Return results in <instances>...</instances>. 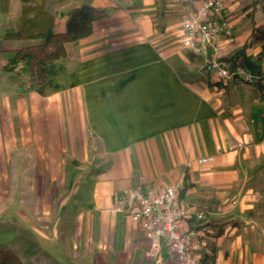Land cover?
Instances as JSON below:
<instances>
[{
    "label": "crops",
    "instance_id": "obj_1",
    "mask_svg": "<svg viewBox=\"0 0 264 264\" xmlns=\"http://www.w3.org/2000/svg\"><path fill=\"white\" fill-rule=\"evenodd\" d=\"M198 3L0 0V246L23 264L6 241L17 231L29 264H149L137 225L114 211L138 182L179 183L182 204L204 214L200 264H264V90L217 83L204 56L180 48ZM224 3L233 35L221 60L245 48L235 62L257 72L264 0ZM84 7L104 16L47 65L42 93L25 64L5 69Z\"/></svg>",
    "mask_w": 264,
    "mask_h": 264
},
{
    "label": "built area",
    "instance_id": "obj_2",
    "mask_svg": "<svg viewBox=\"0 0 264 264\" xmlns=\"http://www.w3.org/2000/svg\"><path fill=\"white\" fill-rule=\"evenodd\" d=\"M233 35V24L225 14L224 0H199L196 8L181 22L178 44L196 56H204V72L222 84L240 82L264 90V57L257 72L246 65L230 66L221 60L222 44ZM212 157L197 160L208 165ZM182 187L173 183L156 189L138 182L117 192L114 211L121 212L137 225L145 243L144 256L149 264H163L162 253L168 252L175 264H200L207 245L205 216L181 202ZM191 222V226H185Z\"/></svg>",
    "mask_w": 264,
    "mask_h": 264
},
{
    "label": "trees",
    "instance_id": "obj_3",
    "mask_svg": "<svg viewBox=\"0 0 264 264\" xmlns=\"http://www.w3.org/2000/svg\"><path fill=\"white\" fill-rule=\"evenodd\" d=\"M104 12L96 11L92 8L84 7L73 10L66 24V30L63 33L49 32L41 45L29 46L18 51L8 62L7 71H12L15 66L25 64L31 70L32 76L37 83L38 91L43 92L46 81L47 65L53 61L60 60L66 56V44L76 42L89 36L92 32V22L103 17ZM261 35V32L255 30L253 38ZM258 38V37H257ZM263 40V39H262ZM244 49L238 53L244 52ZM227 60L230 66L236 64L235 60L238 54ZM251 68L253 65L244 59ZM258 86V85H256ZM260 87V86H258ZM0 264H23L17 256L9 249L0 246Z\"/></svg>",
    "mask_w": 264,
    "mask_h": 264
},
{
    "label": "rangeland",
    "instance_id": "obj_4",
    "mask_svg": "<svg viewBox=\"0 0 264 264\" xmlns=\"http://www.w3.org/2000/svg\"><path fill=\"white\" fill-rule=\"evenodd\" d=\"M7 243L16 248L21 257H24V261L29 264V238L25 239L22 233L17 231L14 237H11Z\"/></svg>",
    "mask_w": 264,
    "mask_h": 264
}]
</instances>
